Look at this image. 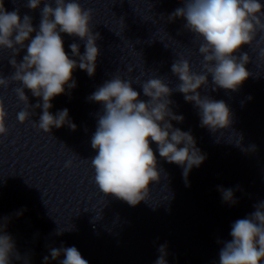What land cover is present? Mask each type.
<instances>
[{"label": "clouds", "instance_id": "clouds-1", "mask_svg": "<svg viewBox=\"0 0 264 264\" xmlns=\"http://www.w3.org/2000/svg\"><path fill=\"white\" fill-rule=\"evenodd\" d=\"M41 3L42 0H26L24 7L34 11ZM181 3L183 6L177 7L168 20L173 22L181 18L186 21L183 29L193 34L198 42L201 71L194 72L190 61L182 56L171 65V73L179 81L175 88L161 77L145 81L136 77L135 83L147 98L143 100L141 92L133 88L134 80L117 73L88 97L102 105L91 137V147L97 153L90 159L94 182L104 197L115 196L133 207L149 199V186L159 182L163 171L158 168L152 143L157 145L160 158L182 168L186 186L192 168L199 167L206 158L190 131L173 127L171 121L182 123L184 120L183 115L173 111L174 101L170 99L173 92L182 93L186 102L194 104L201 127L213 133L229 128L232 124L229 106L223 100L201 95L199 89L208 85L211 76L213 91H238L252 75L246 68L250 60L248 53L240 52L243 45L252 47L255 43L253 50H258L259 58L264 59L261 46L264 45V4L260 0H181ZM92 19L93 10L83 8L79 0H43L37 28L33 26L32 16L26 13L21 17L19 8L8 11L4 0H0V50L11 51L8 64L13 69L9 76L0 74V89H7L13 83L18 85L13 91L25 105L17 113L19 123H25L36 115V109H42L39 120H33V127L48 134L53 127L59 129L65 125L76 130L77 125L69 119L67 108L55 115L51 113V101L64 94L66 87H76L73 71L77 67L89 77L95 75L100 55L96 42L101 36L93 32ZM61 34L84 41L83 54L78 43L69 45L72 57L78 60L70 58L65 51ZM258 34H261L259 39ZM26 41L30 42L26 44ZM25 49L26 54L18 61L17 56ZM237 52L240 55H236ZM128 71L131 73L133 69ZM25 89L34 97L42 98V103L31 105ZM7 116L3 98H0V137L8 135ZM71 165L69 160L65 167ZM218 191L224 203H238L233 189L218 187ZM254 208L246 218L233 222L230 240L218 241L222 243L219 264H264V201ZM15 215H22V211ZM9 221L10 217H0V264H12L13 258L21 259L14 238L6 231ZM158 251L160 255L155 264H167V245H160ZM61 254L64 259L60 264H89L75 246L50 249L53 260ZM44 262L47 264V256Z\"/></svg>", "mask_w": 264, "mask_h": 264}]
</instances>
